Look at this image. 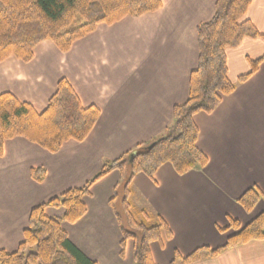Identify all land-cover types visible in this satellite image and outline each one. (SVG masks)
Returning a JSON list of instances; mask_svg holds the SVG:
<instances>
[{
    "label": "crops",
    "instance_id": "1",
    "mask_svg": "<svg viewBox=\"0 0 264 264\" xmlns=\"http://www.w3.org/2000/svg\"><path fill=\"white\" fill-rule=\"evenodd\" d=\"M215 2L161 0L159 11L100 25L66 53L45 41L27 63L13 57L0 63V94H11L37 113L45 110L60 80L70 85L83 107L100 112L83 142H66L55 154L22 138L3 144L0 250H17L31 209L83 187L105 163L167 132L173 124L172 109L186 101L189 75L197 67L196 27L212 18ZM244 19L264 34V0H253ZM263 55V42L249 38L227 50L229 81L237 83L249 71L250 61ZM193 123L198 129L196 147L208 160L205 169L180 177L165 164L153 181L137 174L129 188L132 212L156 215L172 234L162 248L150 244L154 264H170L175 253L185 258L201 247L220 248L233 234L220 232L229 219L243 227L264 213L263 207L246 214L236 203L250 187L264 196V62L212 114L198 113ZM39 168L45 175L35 182L30 173ZM122 181L116 171L97 181L82 199L85 216L72 225L61 223L69 241L98 264H134L132 240L125 242L120 255L122 228L115 215V193ZM44 213L58 220L63 216L59 208ZM196 264H264V241Z\"/></svg>",
    "mask_w": 264,
    "mask_h": 264
},
{
    "label": "trees",
    "instance_id": "2",
    "mask_svg": "<svg viewBox=\"0 0 264 264\" xmlns=\"http://www.w3.org/2000/svg\"><path fill=\"white\" fill-rule=\"evenodd\" d=\"M252 2L216 0L212 18L197 26V67L189 75L186 101L172 109L173 124L167 130L168 135L150 144L137 145L133 151L105 163L83 187L69 189L31 209L23 241L15 252L0 250V264H97L69 241L61 223L72 225L82 219L87 213L82 199L89 195L97 181L115 171L123 178L125 195L126 219L115 212L122 228L120 255L125 242L132 240L134 264H154L150 244L158 243L162 248L172 239V234L159 217L154 220L146 211L132 212L126 201L131 181L137 174L153 181L155 173L165 164L171 165L178 176L205 168L208 160L196 147L198 130L193 117L198 113L211 114L223 98L232 95L237 86L250 79L264 62V55L250 61L249 71L235 84L227 77L228 49L239 46L245 38H257L264 43V34L244 19ZM161 7L160 0H0V63L11 57L27 63L33 58L34 48L45 41L66 53L75 42L92 34L100 25L110 26L127 17H141L157 12ZM77 15L82 21L73 24ZM99 115L96 107L81 105L65 80L58 82L56 92L41 113L11 94H0V156L3 144L15 138L25 139L47 153L55 154L66 142H83ZM30 175L33 181L40 182L45 171L34 169ZM259 202L264 204V196L256 187L247 189L236 201L246 214H250ZM47 208L62 209V218L46 217ZM137 216L143 220L138 222ZM133 230H139L140 234ZM229 231L233 234L222 247L214 250L201 247L185 258L175 253L170 264L213 260L226 251L264 241V213L243 227L238 221L229 219L228 227L220 232Z\"/></svg>",
    "mask_w": 264,
    "mask_h": 264
},
{
    "label": "rangeland",
    "instance_id": "3",
    "mask_svg": "<svg viewBox=\"0 0 264 264\" xmlns=\"http://www.w3.org/2000/svg\"><path fill=\"white\" fill-rule=\"evenodd\" d=\"M161 1V0H160ZM252 4V3H251ZM251 6V5H250ZM162 8V7H161ZM159 11V10H158ZM155 13V12H154ZM152 14V13H151ZM148 15V14H147ZM132 18H139V17H132ZM78 21H82V19L80 18V16H75L74 17V21H73V24H75L76 22H78ZM121 21V20H120ZM119 22V21H118ZM118 22H116V23H118ZM200 24H202V23H200ZM199 25V24H198ZM197 25V26H198ZM104 26H106V25H104ZM111 26V25H110ZM197 28V27H196ZM256 29V28H255ZM246 39V38H245ZM249 39H251V38H249ZM254 40H260V39H257V38H255ZM261 41V40H260ZM243 42V41H242ZM241 42V43H242ZM263 42V41H262ZM241 43L239 44V46L241 45ZM264 44V43H263ZM239 46H237V47H235V48H238ZM235 48H233V49H235ZM229 50V49H228ZM198 59V58H197ZM260 67V66H259ZM259 69V68H258ZM258 71V70H257ZM257 73V72H256ZM255 73V74H256ZM254 74V75H255ZM253 75V76H254ZM252 76V77H253ZM249 80V79H248ZM247 80V81H248ZM246 81V82H247ZM245 83V82H244ZM243 83V84H244ZM240 85H242V84H240ZM239 86V85H238ZM235 92V91H234ZM223 100V99H222ZM222 102V101H221ZM221 104V103H220ZM213 113V112H212ZM211 113V114H212ZM207 115H209V114H207ZM169 129V128H168ZM167 129V130H168ZM198 130V129H197ZM168 135V131L164 134V135H162L161 137H164V136H167ZM161 137H159V138H157V139H155V140H153L152 142H149L148 144H150V143H153V142H155L156 140H158V139H160ZM199 150V149H198ZM202 153V152H201ZM203 154V153H202ZM204 155V154H203ZM205 156V155H204ZM206 157V156H205ZM207 165H208V163H207ZM206 165V166H207ZM171 166V165H170ZM205 166V167H206ZM162 167V166H161ZM160 167V168H161ZM172 167V166H171ZM159 168V169H160ZM173 169V168H172ZM205 169V168H204ZM204 169H202V170H204ZM174 171V170H173ZM175 172V171H174ZM192 172V171H191ZM190 173V172H189ZM176 174V173H175ZM188 174V173H187ZM177 175V174H176ZM186 175V174H185ZM136 176V175H135ZM178 176V175H177ZM184 176V175H183ZM181 177V176H180ZM104 178V177H103ZM134 178V177H133ZM154 178V177H153ZM101 180V179H100ZM133 180V179H132ZM150 180V179H149ZM131 183H132V181H131ZM130 187H131V184H130ZM129 187V188H130ZM115 195H116V200H115V208H116V211L119 213V215L121 216V218L122 219H126L125 217H126V214H125V209H124V204H123V200H124V181H122L121 183H120V185H119V187H118V189H117V191H116V193H115ZM121 201H122V204H121ZM126 201H128V197L126 198ZM259 203H261V202H259ZM258 203V204H259ZM258 204L256 205V211H258V212H261V209L264 207L263 205H260V206H258ZM258 206V207H257ZM254 208V209H255ZM151 218H154V220H155V218L157 217L156 215H152V214H150V213H147ZM260 214V213H259ZM29 217V216H28ZM81 220V219H80ZM136 220L138 221V222H141L142 220H143V217H141V216H137L136 217ZM163 221V220H162ZM78 222V221H77ZM151 224V223H150ZM241 225V224H240ZM131 229V228H130ZM132 232H138L139 234H140V231L138 230H136V231H132ZM228 233V232H227ZM226 234V233H225ZM231 236V235H230ZM120 246V245H119ZM98 264V263H97Z\"/></svg>",
    "mask_w": 264,
    "mask_h": 264
}]
</instances>
